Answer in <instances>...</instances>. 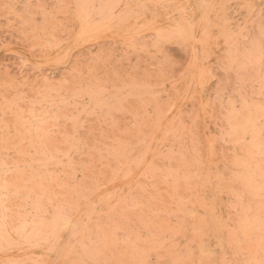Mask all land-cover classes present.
<instances>
[{
  "label": "rangeland",
  "instance_id": "374dc122",
  "mask_svg": "<svg viewBox=\"0 0 264 264\" xmlns=\"http://www.w3.org/2000/svg\"><path fill=\"white\" fill-rule=\"evenodd\" d=\"M0 264H264V0H0Z\"/></svg>",
  "mask_w": 264,
  "mask_h": 264
}]
</instances>
